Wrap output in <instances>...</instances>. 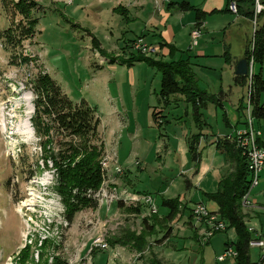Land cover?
<instances>
[{"label": "rangeland", "instance_id": "rangeland-1", "mask_svg": "<svg viewBox=\"0 0 264 264\" xmlns=\"http://www.w3.org/2000/svg\"><path fill=\"white\" fill-rule=\"evenodd\" d=\"M3 1L6 8H3L0 0V32L12 23L23 21L11 8L12 0ZM34 1L37 5L32 10L31 18H37V24L33 35L23 39L15 47L0 40V55L3 56L0 61V264H53L56 257H61L68 264H109V257L115 260L114 264H149L152 257L159 258L164 264H188L189 258L179 254L184 248L178 249L180 243L176 239L179 235L181 238L184 236V229L178 220H173L168 225L162 221L159 225H154L153 232L148 233L145 238L149 245L143 253L127 248L124 250L129 253L126 257L133 254L129 259H115L117 255L110 251L113 240L126 232L139 236L142 218L152 213L144 203H140V213L126 211L127 207L139 204L131 201L122 200L123 207H119L117 203L99 205L96 194L101 188L108 191L109 188L116 187L124 197L129 191L115 183L113 175L116 174V159L114 154L107 153L104 149L99 161L103 172L100 186L95 191L89 189L84 192L97 201V207L81 208L74 213L72 221L67 222V207L58 191L56 169L49 160L45 162L41 159L43 153L40 152L39 138L34 133L30 120L34 111L33 82L37 74L47 72L71 101L77 102L84 98L90 103L94 102V99L97 100L98 96L107 91L103 73L97 72L94 65L98 60L106 62L114 57L106 51L127 56V45L114 47L116 38L120 40L116 31L119 26L113 21L115 17L110 13L109 4L101 7L102 15L98 20V0ZM102 2L105 5L108 0ZM260 13L256 16L253 13L251 18L252 21L256 20L257 25L250 23L248 47L249 58L253 61V74L262 73L261 76L264 77V57L261 62H255L251 54L255 28L264 23V14L258 19ZM121 24L124 25L122 22ZM109 27H113L112 38L109 37ZM92 36L96 38V47ZM230 41L232 54L238 55L241 46L236 38ZM100 44L104 50H101ZM157 47L156 54L151 55L156 59L160 57L161 44ZM195 48L196 45L193 49ZM99 54L108 59H102ZM246 78V84L252 85L250 77ZM259 95V101L264 106V91ZM98 107L103 115V123H109L108 117L104 116L106 113L103 106ZM254 126L260 127L264 137V119H256ZM97 135L99 141L95 142L103 143L98 129ZM63 140V136L55 134L53 148L56 149ZM104 159L107 164L105 166L101 164ZM146 173L150 175L149 166ZM260 177L261 175L259 181ZM261 183L262 185L252 189L251 194L258 203L264 202V179ZM137 187L141 190L147 188L142 184ZM155 202L156 213L162 216L164 208L158 195ZM258 216L253 221H260L264 233V211ZM256 228L259 229V224ZM222 231L215 234L212 243L204 247L202 264H228L216 263L214 259L215 250L221 249L226 238L231 239L229 232ZM97 237L106 240V250H88ZM200 239V242H205L202 237ZM192 242L196 243L197 240ZM250 255L253 262H259V248H250ZM197 261L194 263L199 264Z\"/></svg>", "mask_w": 264, "mask_h": 264}, {"label": "crops", "instance_id": "crops-1", "mask_svg": "<svg viewBox=\"0 0 264 264\" xmlns=\"http://www.w3.org/2000/svg\"><path fill=\"white\" fill-rule=\"evenodd\" d=\"M102 1L98 0L100 4L96 7L99 10L98 20L102 15L101 7L109 4L110 13L115 17L113 21L119 26L116 31L120 40L116 38L114 47L127 45V56L106 51L109 55L127 58L135 54L129 43L143 34L146 41L161 44L160 57L163 60L186 59L198 88L212 96L200 108L199 122H196L190 103L182 95H170L167 102L158 97L161 75L154 67L144 61L126 65L117 60L114 63L98 60L94 67L97 72L103 73L106 94H101L91 103L82 98L96 108L99 116L97 129L102 137L104 151L114 154L116 163L124 169L121 176L113 175L115 183L129 190L127 198L149 193L155 198L158 195L160 202L162 198L178 200L183 210L174 221L178 220L184 229V236L181 238L178 234L176 239L180 243L178 249L184 248L179 254L189 258L188 264L196 260L202 264L204 247L211 244L219 232L205 242H200L201 237L204 239L203 226L191 215V207L202 202L209 210L217 211V204L207 196L216 193L221 179L233 169V162L217 147L216 142L219 137L229 136L235 129L243 127L247 114L248 85L236 83L234 77L237 75L236 64L244 58L249 45L252 20L246 11L251 1L239 0L240 11L237 13L228 10V3L235 0H108L105 5ZM181 2H187L190 7L180 9ZM118 6L123 14L113 10ZM194 26H199L201 30L195 49L189 48L190 31ZM109 28V37L112 38L113 27ZM233 38L241 46L238 55H233L231 51L230 40ZM99 46L104 50L101 44ZM169 46L173 47L171 51ZM99 56L108 59L101 54ZM99 105L103 106L104 116L108 117L109 123H103ZM153 111L160 112L159 125L153 121ZM196 136H199L197 150L200 158L193 162L189 142ZM260 139H264L262 134ZM147 166L150 167V175L146 173ZM259 175L261 180L257 186L262 185L264 179V164ZM139 184L147 188L141 190L137 187ZM252 193L253 190L249 195L251 206L242 208L244 222L251 228L252 237L264 239L262 224L253 221L264 211V202L254 201ZM163 208L166 214L168 210ZM257 224L259 229L256 228ZM222 232H229L231 239L226 238L221 249L215 250V262L235 264L234 259H216L224 250L225 243L236 239L233 227ZM193 240L197 242L193 243ZM127 248L116 244L110 251L117 255V261L122 258L127 260L133 255L131 253L126 257L129 253L124 250ZM108 259L109 264H114L115 260ZM250 261L253 262L251 255ZM259 264H264V261Z\"/></svg>", "mask_w": 264, "mask_h": 264}, {"label": "trees", "instance_id": "trees-1", "mask_svg": "<svg viewBox=\"0 0 264 264\" xmlns=\"http://www.w3.org/2000/svg\"><path fill=\"white\" fill-rule=\"evenodd\" d=\"M250 8L246 14L253 16L254 0H250ZM237 12L240 11L239 0H235ZM3 8H6L5 1L1 0ZM11 8L18 13L22 19L17 24H10L7 28L0 32V40H4L8 45L15 47L21 43L23 39L33 35L37 18H31V13L37 3L34 0H12ZM264 6V0H261ZM180 9H188L190 6L187 2L179 4ZM113 10L123 14V10L118 6ZM264 14V10L259 14ZM94 47L98 46L96 38L92 36ZM254 47L252 55L255 62H261L264 56V23L263 26H256L254 32ZM130 45V44H129ZM170 51L173 48L169 46ZM250 48L246 49L244 57L249 59ZM25 61L26 58H23ZM119 62L126 65H132L134 62L144 61L149 66L154 67L161 75L160 88L158 97L167 102L170 95L180 94L185 101L191 105L192 115L196 122H199V110L206 100H210V96L206 91L198 88L195 76L190 69L186 59H178L176 61H166L162 58H153L141 53L135 52L127 58H119V56L111 57L110 62ZM236 83L245 85L246 75H236L234 77ZM32 91L34 93V111L31 116V123L34 133L39 138L41 159L46 162L49 160L55 167L58 177V191L67 207L66 220L70 223L75 212L81 208H96L97 201L84 193L86 190L95 191L99 188L102 181L103 172L100 166V157L103 154V143L99 141L97 135V127L99 116L96 108L90 106L84 99L77 102L71 99L61 90L60 86L47 72L37 74L33 82ZM264 91V77L261 74H253L252 91L250 102L252 105L251 115L256 119H264V106L259 102V94ZM160 112L153 111L152 118L155 124L159 125ZM60 134L64 137L59 146L53 148V136ZM191 138L189 142L190 158L193 162H197L200 158L197 150V139ZM258 143L264 147V139H257ZM216 145L222 149L230 160L233 162V169L224 176L216 193L207 197L213 200L217 206L219 217L225 222L226 229L233 227L236 233V239L232 242L236 251L234 257L235 264H256L250 261V248L248 241L252 237V232L247 230L248 227L244 222V214L242 212L241 198L246 193L249 183V172L247 169L246 159L241 151L228 140L226 137H219ZM188 185V181L186 182ZM119 207L124 205L119 201ZM162 207L168 211L162 216L152 213L150 216H144L141 221V234L138 236L132 232H126L113 240L112 245L119 244L129 247L137 253H143L149 245L145 239L147 234L153 232V226L165 222L168 225L174 220L178 213L181 212L180 203L176 199H161ZM140 204L134 207H127L126 211L140 213ZM164 225V227H165ZM228 242L225 243L227 245ZM142 255V254H140ZM141 257V256H140ZM264 261L262 257L258 264ZM53 264H68L61 257H56ZM146 264V263H144ZM149 264H164L159 258H151ZM201 264V262H199Z\"/></svg>", "mask_w": 264, "mask_h": 264}, {"label": "built area", "instance_id": "built-area-1", "mask_svg": "<svg viewBox=\"0 0 264 264\" xmlns=\"http://www.w3.org/2000/svg\"><path fill=\"white\" fill-rule=\"evenodd\" d=\"M228 10L237 13V5L235 1H230L228 3ZM264 10V6L261 3V0H254V16H256L258 13L262 12ZM253 25H256V20H253ZM201 36V30L199 26H194L190 31V44L189 48H193L195 45H197V42ZM130 48L137 53H141L146 56H151L156 54L158 47L157 43L152 44L149 43L144 39L143 36H136L130 43ZM247 74L246 76H249L252 81L253 76V61L252 58L247 59ZM252 91V85L249 83L247 92H248V102H247V114L245 116L244 126L241 128H237L234 130L232 134L229 136H225L228 140L232 141L234 145L241 151V154L246 159L247 169L249 172V183H248V189L246 193L241 198V206L242 208H248L251 206L252 202L249 198V195L251 193V190L258 185L259 183V175L261 168L264 164V147L258 143V138H261V130L256 128L254 126V118L251 115L252 105L250 102V95ZM137 163V162H136ZM101 164L103 166L107 165L106 160L104 159ZM123 168L120 167V165L116 164L114 165V171L116 174H122ZM90 193V192H89ZM89 195V194H88ZM97 200L99 202V205L102 203L109 205L111 203H117L119 201L122 202V200L125 202L127 200L133 201L135 204L141 203L146 204L149 206V210L151 213L157 212V205L155 202V197L151 194H137L133 198H127L122 196L118 189L116 187H111L105 190L104 188H101L97 192ZM191 207V215L195 219V221L203 226V237L204 239L210 238L212 235H214L217 232H221V230H224L226 228L225 222L219 217L218 213L216 211H211L208 209V207L202 203L198 202L195 204H192ZM247 230L252 231L251 228H248ZM249 248H259L261 250V255L264 256V239L259 237H251L248 241ZM101 249L106 250L108 248V243L106 240L102 237H97L93 244L91 245L90 249ZM236 256V251L233 247L232 242L225 245L224 250L221 254H219L216 259L218 261H222L224 259H234Z\"/></svg>", "mask_w": 264, "mask_h": 264}, {"label": "water", "instance_id": "water-1", "mask_svg": "<svg viewBox=\"0 0 264 264\" xmlns=\"http://www.w3.org/2000/svg\"><path fill=\"white\" fill-rule=\"evenodd\" d=\"M247 59L244 57L240 59L236 64L235 74L246 75L247 74Z\"/></svg>", "mask_w": 264, "mask_h": 264}, {"label": "bare ground", "instance_id": "bare-ground-1", "mask_svg": "<svg viewBox=\"0 0 264 264\" xmlns=\"http://www.w3.org/2000/svg\"><path fill=\"white\" fill-rule=\"evenodd\" d=\"M22 133V131H20Z\"/></svg>", "mask_w": 264, "mask_h": 264}]
</instances>
